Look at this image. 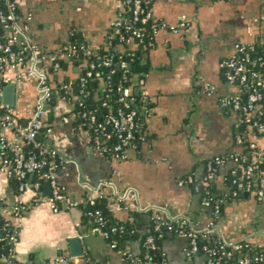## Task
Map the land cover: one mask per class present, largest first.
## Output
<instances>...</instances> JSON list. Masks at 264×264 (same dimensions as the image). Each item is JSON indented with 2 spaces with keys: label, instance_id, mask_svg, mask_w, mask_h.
Returning <instances> with one entry per match:
<instances>
[{
  "label": "crops",
  "instance_id": "crops-1",
  "mask_svg": "<svg viewBox=\"0 0 264 264\" xmlns=\"http://www.w3.org/2000/svg\"><path fill=\"white\" fill-rule=\"evenodd\" d=\"M148 2L156 18L176 26L182 16L188 28L178 33L159 28L154 43L141 54L140 64L146 70L140 73L144 97L138 150L126 159L96 152L83 126L62 120L74 107L68 98H60L54 105L49 138L60 150V181L72 196L95 197L105 187L124 201L119 208L114 203L121 219L128 217L129 209H154L171 219L187 215L195 227L203 228L210 211L178 179L188 172L202 174L207 158L235 148L238 112L222 107L220 97L237 93L240 86L225 78L221 61L234 53L236 42L264 39V0ZM19 11L24 17L31 13V36L52 54L74 29L98 45L127 18L121 0H23ZM132 40L130 44H136ZM68 73L75 75L74 71ZM38 97L36 80H24L17 93V108L29 114ZM225 172L223 168L218 178L219 189L225 187ZM36 179L30 175L20 193L17 181L0 175V222L8 220L19 231L14 248L17 264L47 263L59 255L72 257L65 264H125L120 251L104 235L80 231V207L54 211L47 199L48 182L42 181L39 190L33 185ZM17 201L26 204L18 217L13 213ZM218 221L222 235L230 241L264 239V204L253 194L229 200ZM186 246L187 238L180 234L164 239L162 249L169 264H189ZM129 250L138 254L141 242L130 241ZM7 260L2 255L0 264Z\"/></svg>",
  "mask_w": 264,
  "mask_h": 264
},
{
  "label": "built area",
  "instance_id": "built-area-1",
  "mask_svg": "<svg viewBox=\"0 0 264 264\" xmlns=\"http://www.w3.org/2000/svg\"><path fill=\"white\" fill-rule=\"evenodd\" d=\"M22 1L0 0V175L10 180H16L19 183L20 193L27 187L30 175H35L37 178L33 183L36 189L40 188L42 181L49 182L51 193L47 196V199L52 209L54 211L68 210L79 207L83 199L72 196L60 181L61 160L59 158L61 154L58 146L53 144L49 138L52 128L49 126L48 121V117L54 111L51 100L55 93V87L59 82L53 72L58 70L60 62L54 61V59L62 58L68 54L60 53L59 50L57 53H49L34 41L29 32L31 13L24 17L19 11ZM121 1L130 4L135 23L145 24L152 20L156 21L152 29L154 35L159 28H169L177 33L188 28V22L182 16H180V21L176 26L156 18L152 9L145 7L148 0ZM120 24L119 21L117 25ZM133 34L141 37L144 32L137 27L133 29ZM132 39L127 38L126 40L130 42ZM261 42L264 43V39ZM153 43L154 40L151 39L149 45ZM110 60L108 58L105 62L110 63ZM126 65V62H122V66ZM50 67L54 71H51ZM221 67L225 78L240 86L237 93L220 97L221 106L232 107L236 111L243 112V122H245L243 126L247 124L252 128L253 135L264 138V53L257 51L256 42L238 41L235 44L234 53L222 59ZM9 70H15L16 72L10 73ZM26 79L36 80L39 97L30 113L25 115L17 108L16 101L17 93ZM10 83L15 85V104L3 100L4 86ZM64 86L68 87L67 84H64ZM120 89L123 105L109 114L105 123L100 124L102 129L107 125L116 132L118 142L112 147L115 152L110 155L105 154L106 148L102 145L100 135L94 140L91 137L89 138L96 152L113 159L128 158L130 156L129 149L136 146L134 138H142V135H138L141 125L138 120L139 111L135 106H132L131 100L127 99L130 89L127 87ZM89 118L91 121H95L96 115L91 112ZM62 120L70 121V118L65 115ZM44 126H49L46 131L47 137L41 138L39 134ZM234 138L238 144H241L244 140V136L240 132H237ZM27 144L31 146L30 149L26 148ZM249 146L253 149L249 157L242 155L240 152L216 154L206 159L205 172L200 175L188 172L178 179V184L189 186L199 195L201 182L214 179L217 176L216 171L218 168H228L227 171L231 176L230 189L228 191L223 189V194L215 198L199 195L202 206L210 213L222 216L223 203L226 198L228 196H233V198L243 197L245 192H248L249 195L253 194L259 202L264 204V170L258 167L261 162L264 163V148L258 147L256 140H251ZM238 161L243 164L242 170L237 168L236 162ZM227 171L222 176L223 181ZM85 201L89 204H95L96 199L90 195ZM120 206L118 203L116 208ZM25 209L26 204L22 201H17L13 205V213L17 217L21 216ZM90 213L95 216L98 222H103L100 209H95ZM154 217L160 219L164 217V214L159 212V214H154ZM171 220L180 223L181 228L178 229V234L185 236L188 240L186 246L188 262L192 261L193 258L195 264H200L199 258L192 256L202 248L208 254L205 264H223L221 261L223 256H230L235 250L242 248V239L230 241L222 235L218 225L219 221L210 218L205 227L197 228L187 215ZM96 230L105 236L109 235L107 231L103 232L101 227H97ZM213 231L218 232L220 235L218 251L207 243L202 246L198 243L199 234L204 233L206 235V233ZM250 238L252 237L245 239ZM18 239L19 231L17 229L10 234V242L14 245V248ZM2 240L3 236L0 234V241ZM155 240V236L150 234L143 242L138 254L128 250V255L132 258L131 264H154L150 251H154L157 246ZM14 253L13 250L12 254L7 256V264H12L10 257L14 256ZM69 259H72V257L59 255L47 263L65 264ZM256 262L264 264V254H257L254 257L244 254L231 264H256ZM162 263L169 264L166 254L162 258ZM97 264L107 263L98 262Z\"/></svg>",
  "mask_w": 264,
  "mask_h": 264
},
{
  "label": "trees",
  "instance_id": "trees-1",
  "mask_svg": "<svg viewBox=\"0 0 264 264\" xmlns=\"http://www.w3.org/2000/svg\"><path fill=\"white\" fill-rule=\"evenodd\" d=\"M148 1L145 3V7L147 9H152ZM123 4L125 6L127 18L121 21L120 25L114 26L107 33L105 40L101 44H92L82 32L74 29L70 32L69 39L59 49L60 53H66L68 55L54 59V61L60 62L58 70L54 71V69L50 67L51 71H54V76L57 77L59 81L55 87V93L52 97L51 104L55 105L60 98L72 100L74 107L66 112L65 115L68 116L70 121L74 124L83 126L88 131L92 140L100 135L102 145L106 148L105 154L109 155L115 152L112 150V147L118 142V138L112 127L106 125L102 129L100 124L105 123L107 116L115 112L119 106L123 105L120 88L127 87L130 89V94L127 99L131 100L132 106L138 109V120L140 124L141 122L143 123V114L140 105L144 97V88L140 81V73L146 70V67L140 64V58L144 50L150 47L149 41L155 38L152 29L156 21L152 20L145 24L135 23L130 4ZM137 27L144 32L143 36L138 37L133 34V29ZM127 38H133L132 41L136 44H130L131 42H128V40H126ZM256 45L257 51L259 53H264V43L257 41ZM108 58L111 59L110 63L105 62ZM122 62H126L127 65L122 66ZM128 64H131L132 67H128ZM69 71H74L75 75L70 76L68 73ZM137 74L139 78L136 77ZM64 84H67L68 87H65ZM91 112L96 115L95 121H91L89 118ZM237 112L238 132L244 136V140L241 144H238L234 138L235 148L226 153L240 152L242 155L249 157L253 150L249 146L250 141L256 140L257 146L264 148V138L259 135H253L252 128L247 124L243 126L242 124L245 123L243 122L244 114L241 111ZM52 120L53 115L48 117L49 122ZM142 125L143 124L139 127L138 135H141L143 130ZM49 126H51V124H49ZM49 126H44L42 128L39 134L41 138L47 137L46 131ZM138 139V137L134 138L136 146L129 149L130 156L132 152H136L139 148L140 142ZM26 148L30 149L31 146L27 144ZM59 160H61V155ZM236 165L238 169L242 170L243 164L241 161L236 162ZM258 167L264 170V163L261 162ZM222 169L223 168L217 169V176L214 179L201 182L199 190V195L201 197L207 195L215 198L223 194V189H226V191L230 189L231 176L229 171H227L228 168H225L227 171L224 179L225 187L223 189L217 187L218 177ZM205 171L206 166L203 172ZM11 180L16 181L14 179ZM42 187L43 185L41 182L39 190H41ZM20 191L18 183V192ZM114 195L111 189L103 187L102 193L95 196V204L86 202L85 200L88 196L85 195L79 206L82 209V218L79 223L80 231L99 233L96 230L97 227H101L103 232L107 231L109 235L104 236L112 243L117 251H120L125 264L132 263V258L127 252L129 250V242L138 239L142 247L147 236L153 234L156 243L159 241V244H157L154 251L149 250L151 258L155 262L154 264H163L162 258L165 256V252L162 249V242L170 235L178 234V229L181 228L180 223L166 216L157 219L154 217V214H159L160 211L154 209H149L145 212L137 209H129L128 217L126 219H121L116 215L115 204L119 203L120 205H124V201L117 200V196ZM238 198H242V196H238ZM231 199H234L233 196H228L223 203L222 215L225 211V204ZM95 209H100L103 215L102 223L98 222L95 216L90 213ZM221 217L222 216L210 213V218L213 220L218 221ZM16 230L17 228L10 221L2 220V222H0V234L3 236V240L0 241V257L4 254L7 256L12 254L14 245L10 242V234ZM219 236V233L216 231L208 232L206 235L201 233L198 235V243L200 246L207 243L218 251L220 247ZM241 242V249L235 250L230 256L222 257L221 261L223 264H231V262L244 254L252 257L257 254H264V241L262 239L252 237L250 239H242ZM194 256L199 258L200 264H205L208 258L207 252L202 248L199 252L193 254L192 257ZM10 261L12 264L18 263L15 256L10 257ZM189 264H195L193 258ZM256 264H258V262H256Z\"/></svg>",
  "mask_w": 264,
  "mask_h": 264
},
{
  "label": "water",
  "instance_id": "water-1",
  "mask_svg": "<svg viewBox=\"0 0 264 264\" xmlns=\"http://www.w3.org/2000/svg\"><path fill=\"white\" fill-rule=\"evenodd\" d=\"M129 67H132L131 64H129ZM3 100L7 103H11V104H15V85L10 83V84H7L6 86H4V89H3ZM52 115V114H50ZM47 186H48V190L46 192V194H50L51 193V187H50V184L49 182L47 183ZM249 196L248 192H245L244 194V198H247ZM157 244H159V241H157Z\"/></svg>",
  "mask_w": 264,
  "mask_h": 264
}]
</instances>
